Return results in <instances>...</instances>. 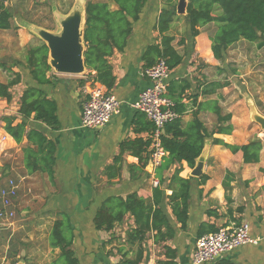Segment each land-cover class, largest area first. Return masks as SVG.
<instances>
[{
    "label": "crops",
    "instance_id": "obj_1",
    "mask_svg": "<svg viewBox=\"0 0 264 264\" xmlns=\"http://www.w3.org/2000/svg\"><path fill=\"white\" fill-rule=\"evenodd\" d=\"M165 1L147 0L126 48L110 58L116 82L108 89L122 105L104 127L92 129L81 123L86 89L95 79V71L71 75L52 70L49 75L56 84L39 86L56 101L60 127L52 129L32 115L25 120L26 129L38 130L55 143L52 176L42 169L28 170L25 150L35 146L27 139L17 142L6 131L3 120L9 116L16 117L15 124L21 122V96L29 86L38 85L23 65L26 60H15L11 65L0 60V82L7 83L16 73L21 75V81L10 88L12 100L0 96V187L11 177L25 176L29 181L27 188H20L28 189L25 197L29 195L20 204L21 219L11 223L0 219V264H53L60 250L51 246L50 233L64 214L74 225L73 248L79 264H190L203 223L218 228L248 223L251 236L259 239L258 244L243 245L211 264L222 259L235 264H264V129L252 120V106L264 115V46L240 40L228 48L224 59H218L210 39L217 25L200 27L199 35L193 38L187 14H178L177 5L167 34L174 38L173 46L182 61L171 69L167 92L182 112L178 119L183 129L199 120L206 128L201 132L208 134L202 175L193 176V168L186 161L180 165L179 176L192 181L187 227L182 228L172 213L169 196L173 189L163 186L161 208L173 227V237L158 238L155 230L147 231L144 239L133 237L136 224L129 213L111 231L97 230L94 225L95 213L110 198L137 193L152 202L154 189L160 186L159 166H150L153 124L133 103L151 85L142 75L148 64L143 56L149 46L162 41L156 26L167 6ZM3 31L7 30H0V34ZM19 31L23 46L32 36ZM219 109L222 116L231 114L226 123L219 121ZM229 125L232 129L228 133L218 130ZM256 138L263 144L260 161L245 163L239 147ZM178 165L163 172L167 182ZM203 175L207 180L202 183ZM155 178L157 186L153 184ZM225 181L230 183L229 189L224 187ZM33 202L38 203L35 208ZM162 230L165 232L164 227Z\"/></svg>",
    "mask_w": 264,
    "mask_h": 264
},
{
    "label": "trees",
    "instance_id": "obj_2",
    "mask_svg": "<svg viewBox=\"0 0 264 264\" xmlns=\"http://www.w3.org/2000/svg\"><path fill=\"white\" fill-rule=\"evenodd\" d=\"M25 3V0H18L17 7L20 13H23L21 12L23 7L25 10ZM146 3L147 0H88L86 3L85 65L90 73L96 72L94 80L107 88L111 89L116 82L110 58L116 51H123L126 48L133 33L134 22L139 19ZM46 4L52 11L51 4L48 1ZM165 4L167 6L160 13L156 26L162 34V41L156 46H149L143 57L148 62L147 66L154 64L158 58H165L172 69L182 61L181 55L173 46L174 38L167 34L176 17L177 1L166 0ZM14 18L15 11L9 0H0V30H17L18 26L13 24ZM23 19L42 26L40 21H33L27 17ZM187 21L193 38L199 35L200 27L209 23L217 25L215 31L210 34V39L216 58L221 60L224 59L228 48L240 40L257 42L259 47L264 46V0H189ZM17 64L23 63L17 62ZM23 65L30 70V76L38 86H29L21 96L19 108V114L23 119L21 122L15 124L16 117H3L5 129L17 142L27 139L35 146L25 150L28 170L33 172L42 169L52 176L56 145L38 130L27 131L25 121L34 115V120L41 121L52 129L60 127L56 101L48 97L44 89L39 87L55 85L57 81L49 75L53 68L49 64V48L46 43L31 47L26 56V63ZM20 81L21 75L16 73L15 77L7 83L0 82V96L9 101L12 100L10 88ZM176 109L182 113L179 108ZM218 113L221 123L231 119V114L222 116L220 109ZM204 128L199 120L186 129H183L180 119L168 123L162 136V143L169 154L158 168L157 176L160 179V186L154 189L153 201L148 202L137 193L130 194L126 198H110L95 213L93 221L96 229L111 231L115 224L122 222L129 213L134 217L136 224L133 237L144 239L145 233L150 230L157 231L158 238L167 235L173 237V227L161 208L163 188L173 189V193L169 196V204L178 223L182 228H186L189 220L192 181L179 176L182 171L180 165L182 161H186L190 167L195 166L208 136L206 132L205 134L201 132ZM231 129L230 125L218 128L221 133H228ZM215 142L222 141L215 139ZM147 144L149 145V142ZM224 145L230 147L228 144L224 143ZM262 146V141L256 138L239 147L243 152L244 162L258 163ZM176 163L179 165L167 182L163 172ZM262 171L264 173V169ZM206 180L207 175H203L200 182L203 183ZM224 187L229 189L230 183L225 181ZM226 198L231 200L229 195H226ZM163 227L165 232L162 230ZM217 230L218 227L203 223L198 230V237ZM73 241L74 225L69 215L64 214L61 219L55 221L50 233L51 246L60 250L53 264H79ZM130 264H139V261H131ZM214 264L235 263L222 259Z\"/></svg>",
    "mask_w": 264,
    "mask_h": 264
},
{
    "label": "built area",
    "instance_id": "obj_3",
    "mask_svg": "<svg viewBox=\"0 0 264 264\" xmlns=\"http://www.w3.org/2000/svg\"><path fill=\"white\" fill-rule=\"evenodd\" d=\"M171 68L165 58L143 69L151 85L144 89L133 107L143 112L153 124L151 133L152 166H160L168 151L162 143V136L168 123L179 118L175 101L168 95L166 80ZM87 98L83 105L81 123L84 127L100 129L120 111L122 102L102 83L91 80L86 89ZM5 139V137H4ZM28 178H9L0 187V219L13 222L17 216V200L22 184ZM155 186L159 181L153 180ZM259 239L250 234L248 223H232L221 226L217 231L199 236L190 264H211L224 254L246 244H258Z\"/></svg>",
    "mask_w": 264,
    "mask_h": 264
},
{
    "label": "water",
    "instance_id": "obj_4",
    "mask_svg": "<svg viewBox=\"0 0 264 264\" xmlns=\"http://www.w3.org/2000/svg\"><path fill=\"white\" fill-rule=\"evenodd\" d=\"M87 0H76L71 11L60 18V30L50 31L42 26H35L34 31L43 39L49 48V64L60 74L81 75L87 70L84 59V29L86 22ZM189 0H178L177 13L187 14ZM36 25V24H35ZM252 120L264 129V115L252 106ZM206 149L203 148L193 167L192 175L200 177L203 173ZM152 166V162H150Z\"/></svg>",
    "mask_w": 264,
    "mask_h": 264
},
{
    "label": "rangeland",
    "instance_id": "obj_5",
    "mask_svg": "<svg viewBox=\"0 0 264 264\" xmlns=\"http://www.w3.org/2000/svg\"><path fill=\"white\" fill-rule=\"evenodd\" d=\"M25 10L23 7V13L19 12L17 7L18 0H9L10 4L14 8L15 18L13 20L14 26H18V30H7L0 34V60L6 62L7 64H12L15 60L21 62L26 60V54L28 50L43 42V39L34 31L36 28L35 24L28 22L23 19L27 17L33 21H40L43 28H48L50 31L58 32L60 30V18H64L72 9L76 0H25ZM48 1L51 4L52 11H50L49 6L46 4ZM88 1V0H87ZM23 14V16H22ZM19 29H23L24 32L31 35V40L25 45H21V35ZM215 28L211 29L212 32ZM25 42V41H24ZM2 73V71H0ZM10 173L6 174L8 176ZM28 179L22 184L28 187ZM28 189H20L18 200H17V216L14 221H19L21 219V209L20 204L22 201L26 200V191ZM38 203H32V208H35ZM31 214V213H30ZM8 223V222H6Z\"/></svg>",
    "mask_w": 264,
    "mask_h": 264
}]
</instances>
